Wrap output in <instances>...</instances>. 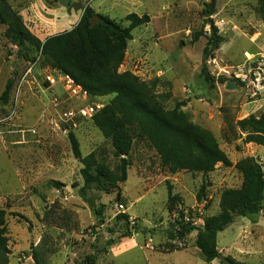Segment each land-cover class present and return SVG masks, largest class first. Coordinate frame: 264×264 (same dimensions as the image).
<instances>
[{
  "label": "rangeland",
  "instance_id": "rangeland-1",
  "mask_svg": "<svg viewBox=\"0 0 264 264\" xmlns=\"http://www.w3.org/2000/svg\"><path fill=\"white\" fill-rule=\"evenodd\" d=\"M20 1L10 3L32 4L25 23L33 27L35 20L49 34L56 26V32L71 30L84 13L58 0ZM72 1L124 26L129 14L150 16L149 24L133 31L120 72L146 82L160 78L158 94H171L166 108L182 104L194 124L214 134L233 166L219 164L207 175L171 173L155 150L138 141L120 197L96 189L83 193L82 159L73 153L69 132L78 138L83 158L95 153L114 170L118 160L112 146L92 120L61 118L83 103L69 99L62 87H53L59 102L53 101L44 81L50 67L42 60L21 84L35 62L21 59L0 24V209L7 214L9 264H35L34 254L41 264H90L89 257L95 264H224L219 258L207 262L196 240L205 219L219 213L222 193L241 187L236 165L247 157L264 164V147L244 143L249 128L237 125L264 112V22L258 0ZM210 3L216 13L207 19ZM211 21L223 39L218 49L210 44ZM11 78L15 86L4 105L1 96ZM228 81L239 88L228 90ZM111 99L84 104L105 106ZM170 188L175 198L169 197ZM217 247L230 261L264 264V208L258 215L237 217L218 234Z\"/></svg>",
  "mask_w": 264,
  "mask_h": 264
},
{
  "label": "trees",
  "instance_id": "trees-1",
  "mask_svg": "<svg viewBox=\"0 0 264 264\" xmlns=\"http://www.w3.org/2000/svg\"><path fill=\"white\" fill-rule=\"evenodd\" d=\"M215 13V5L210 3L204 16L210 19ZM258 14L264 22V0H258ZM95 15H99L101 20L93 25L91 19ZM125 21L128 26L87 6L80 22L72 30L42 43L9 0H0V24L6 27L8 41L19 49L21 59L39 64L42 60L45 65L58 69L82 86L92 99L112 97L90 120L112 146L118 160L114 170L98 161L95 153L83 158L78 138L69 132L73 153L85 165L81 171L85 183L82 192L96 189L108 194L118 193L120 197L119 185L128 180L129 158L138 141L146 142L155 150L162 167L171 173L185 171L207 175L219 164L233 166L214 134L194 124L181 110L182 104L173 109L166 108L165 102L171 94H158L156 87L162 81L160 78L146 82L130 71L120 72L129 42L133 40V31L149 24L150 16L132 13L125 17ZM211 28L213 39L210 44L218 49L223 39L217 35L212 21ZM34 53L38 56L31 59ZM222 80L226 81L225 78ZM14 86L15 81L11 78L1 96L4 105L9 104ZM237 125L241 129L249 128L244 143L264 147V112L259 116L250 115L238 121ZM236 167L243 176L241 187L222 193L219 213L206 218L198 231L196 246L207 262L220 255L217 247L219 233L233 224L237 217L258 215L264 208V164L247 157ZM51 184L57 188L64 187L58 181ZM201 191L204 192V187ZM172 194L170 188L169 197L175 198ZM6 216V211L0 209V264H9L11 255ZM119 218L128 220L127 215ZM127 236L131 237V234ZM33 259L35 264H41L36 254ZM89 261L95 264L94 258L89 257Z\"/></svg>",
  "mask_w": 264,
  "mask_h": 264
},
{
  "label": "built area",
  "instance_id": "built-area-1",
  "mask_svg": "<svg viewBox=\"0 0 264 264\" xmlns=\"http://www.w3.org/2000/svg\"><path fill=\"white\" fill-rule=\"evenodd\" d=\"M36 66L37 62L30 65L22 77L21 84L26 81L27 77L33 74ZM44 81L48 84L47 87H50L52 90L53 95H55V98L53 99L54 102H59V98L56 96L54 88L60 86L67 94L69 99H77L83 103L79 109L70 110L62 114L61 118L66 123L73 122L75 119H91L104 108V105L98 102L92 101L84 104L86 101H90V99H92L89 93L84 90L82 86L78 85L70 76L63 74L58 69L50 67L44 75ZM14 113L15 112H13V114ZM30 132L33 133L35 131Z\"/></svg>",
  "mask_w": 264,
  "mask_h": 264
},
{
  "label": "crops",
  "instance_id": "crops-1",
  "mask_svg": "<svg viewBox=\"0 0 264 264\" xmlns=\"http://www.w3.org/2000/svg\"><path fill=\"white\" fill-rule=\"evenodd\" d=\"M21 1H24V0H21ZM20 1V2H21ZM9 2H10V0H9ZM11 4V3H10ZM12 5V4H11ZM22 5V3H20V4H18L17 6H13V8L15 9V10H17L18 12H20V14H21V16L24 18V20L26 19V16H25V13L26 12H30V8L29 7H32V4L29 2V4L28 5H25L24 7H23V5ZM87 6H90L89 4H87ZM86 6V7H87ZM85 7V8H86ZM91 7V6H90ZM92 8V7H91ZM94 9V8H93ZM95 10V9H94ZM32 11V10H31ZM96 11V10H95ZM105 16V15H104ZM81 18H82V15L80 16V19L76 22V24L73 26V28L76 26V25H78V23L80 22V20H81ZM34 22V25H36V26H33V27H29L27 24V27L30 29V31L37 37V38H39L41 41H42V43H44L48 38H50V37H52V36H55V35H58V34H60V33H62V32H65V31H70V30H65V31H58V32H56V27H55V33H53V34H49V32H45V31H43V28H42V26L41 27H39L38 26V22H36L35 20L33 21ZM53 24H55V23H53ZM72 28V29H73ZM71 29V30H72ZM57 87H60V86H57Z\"/></svg>",
  "mask_w": 264,
  "mask_h": 264
},
{
  "label": "water",
  "instance_id": "water-1",
  "mask_svg": "<svg viewBox=\"0 0 264 264\" xmlns=\"http://www.w3.org/2000/svg\"><path fill=\"white\" fill-rule=\"evenodd\" d=\"M59 4L62 7L67 8L68 10H71L74 8L75 11H79L81 9H83V12L85 10V8H83L82 3L79 2H74L72 0H58ZM101 20V17L99 15H95L92 17L91 22L93 25H96L97 23H99ZM238 85H236V83L234 81H229L227 84V89L228 90H236L238 89ZM81 168L84 169L85 165L81 162ZM218 258L224 263V264H232V262L227 259L226 257H224L223 255H219Z\"/></svg>",
  "mask_w": 264,
  "mask_h": 264
}]
</instances>
